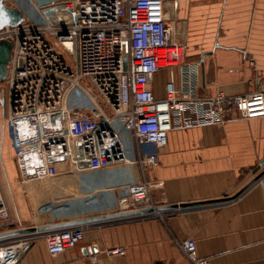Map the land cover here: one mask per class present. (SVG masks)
<instances>
[{
    "label": "built area",
    "instance_id": "1",
    "mask_svg": "<svg viewBox=\"0 0 264 264\" xmlns=\"http://www.w3.org/2000/svg\"><path fill=\"white\" fill-rule=\"evenodd\" d=\"M33 7L34 17L0 29V41L13 43L0 108L32 218L25 225L15 213L0 175V264H17L39 241L57 255L76 247L92 227L163 219L170 209L159 210L163 202L154 192L164 182L146 174L169 131L222 125L235 114L264 116L263 91L195 95L199 63L185 61L176 0H55ZM181 64L183 87L170 81L166 99H158L156 73ZM91 173L100 182L87 190ZM73 198L84 207L101 203L113 214L151 211L43 228L45 218ZM174 242L186 264H211L199 257L195 239Z\"/></svg>",
    "mask_w": 264,
    "mask_h": 264
},
{
    "label": "crops",
    "instance_id": "2",
    "mask_svg": "<svg viewBox=\"0 0 264 264\" xmlns=\"http://www.w3.org/2000/svg\"><path fill=\"white\" fill-rule=\"evenodd\" d=\"M5 1L29 19L35 15L33 3L55 0ZM174 14L186 43L185 61L199 63L196 96L264 92V0H176ZM183 77L182 64L161 68L152 84L155 96L166 99L167 84L182 88ZM124 135L132 140L127 131ZM263 159L264 116L235 114L222 125L171 130L167 144L158 149V163L146 174L164 182L163 190L154 192L170 209L163 219L92 227L81 243L57 255L39 241L17 264H186L175 238L195 239L199 257L211 264H264V165L256 170ZM99 182L91 173L87 190ZM7 184L13 210L30 225L23 186L17 185L15 198ZM100 204L84 207L73 198L71 206L48 215L44 225L113 214ZM115 247L126 253L104 252Z\"/></svg>",
    "mask_w": 264,
    "mask_h": 264
},
{
    "label": "water",
    "instance_id": "3",
    "mask_svg": "<svg viewBox=\"0 0 264 264\" xmlns=\"http://www.w3.org/2000/svg\"><path fill=\"white\" fill-rule=\"evenodd\" d=\"M25 20L24 15L22 14L21 10L15 6H9L5 0H0V29L4 28L5 26H18ZM11 57V43L8 41H0V81H4L7 75V65L10 61ZM264 165V159L259 163L256 170H258L261 166ZM166 207H159V210H164ZM151 209H143L137 211H130L124 213H115L109 215H102L94 218H86V219H79L74 221H66L62 223H55L46 225L43 228H58L69 226L73 224H80L89 221H97V220H106V219H113V218H121L125 216L135 215L139 213L149 212Z\"/></svg>",
    "mask_w": 264,
    "mask_h": 264
},
{
    "label": "rangeland",
    "instance_id": "4",
    "mask_svg": "<svg viewBox=\"0 0 264 264\" xmlns=\"http://www.w3.org/2000/svg\"><path fill=\"white\" fill-rule=\"evenodd\" d=\"M11 43L12 50V41L5 40ZM3 87V82L0 81V90ZM4 114L1 112L0 117V175L3 183V187L6 190L8 186L7 182H9L11 190L13 192L14 197L17 196V185L21 183L18 170L14 161L13 151L11 147V137L8 131V128L3 123Z\"/></svg>",
    "mask_w": 264,
    "mask_h": 264
}]
</instances>
